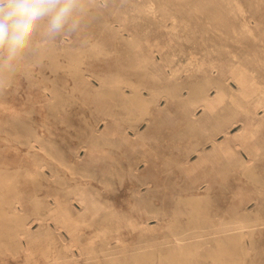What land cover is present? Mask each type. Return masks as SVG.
Masks as SVG:
<instances>
[{
	"label": "rangeland",
	"instance_id": "obj_1",
	"mask_svg": "<svg viewBox=\"0 0 264 264\" xmlns=\"http://www.w3.org/2000/svg\"><path fill=\"white\" fill-rule=\"evenodd\" d=\"M86 3L77 31L49 35L42 26L22 55L9 61L0 54V193L23 201L21 221L11 212L0 218V264H171L167 255L177 241L189 262L212 264L216 237L227 232L234 235V264H264V122L247 128L261 146L260 173L246 175L216 148L227 136L234 140L252 116L264 114V103L256 102L264 100V0ZM67 54L83 55L85 62L75 67ZM241 69L252 88L259 86L254 99H228L203 114L199 103L180 106L168 92L172 85L203 84L207 76L238 88L234 75ZM134 85L145 95L152 87V108L160 103L161 113H140L126 101ZM190 110L201 119L196 127L188 123ZM222 127L228 132H218L215 141L206 137ZM187 141L205 147L202 156L190 154L197 161L192 171L183 168L179 154ZM83 188L100 200L98 212L84 211ZM195 195L200 205L190 201ZM64 209L69 217L59 220ZM229 209L253 221L228 225ZM50 211L53 217L36 219Z\"/></svg>",
	"mask_w": 264,
	"mask_h": 264
},
{
	"label": "bare ground",
	"instance_id": "obj_2",
	"mask_svg": "<svg viewBox=\"0 0 264 264\" xmlns=\"http://www.w3.org/2000/svg\"><path fill=\"white\" fill-rule=\"evenodd\" d=\"M90 2V1H89ZM249 17V16H248ZM244 18V17H243ZM258 20V19H257ZM225 21V20H224ZM238 22V21H237ZM261 22V21H260ZM233 23V22H232ZM100 24V23H99ZM102 24V23H101ZM225 24V23H224ZM236 24H238V23H235V25ZM264 24V23H263ZM222 25V24H221ZM225 25H227V24H225ZM224 25V26H225ZM237 26H239V24L237 25ZM231 27H234V25L233 26H231ZM113 28V27H112ZM238 29L240 28V27H237ZM241 28H242V26H241ZM262 29V28H261ZM244 30H246V29H244ZM239 31V30H238ZM241 31H243V30H241ZM224 32V31H223ZM226 32H224V34H225ZM259 33V32H258ZM240 34V33H239ZM262 36V35H261ZM124 37V36H123ZM261 38V37H260ZM224 39H226V38H224ZM263 39V38H262ZM217 40V39H216ZM224 41V40H223ZM241 41V40H240ZM259 41V40H258ZM84 42V41H83ZM97 43V42H96ZM132 43V42H131ZM259 43V42H258ZM37 44V43H36ZM44 44V43H43ZM54 44V43H53ZM260 44V43H259ZM55 45V44H54ZM67 45H71V44H68L67 43ZM258 45V44H257ZM263 45V44H262ZM53 46V45H52ZM63 46V45H62ZM51 47V46H50ZM59 47V46H58ZM57 47V48H58ZM70 47H72V46H70ZM135 47V46H134ZM55 48H56V46H55ZM66 48V47H65ZM68 48H69V46H68ZM68 48H66V49H68ZM80 48V47H79ZM83 48V47H82ZM91 48V47H90ZM259 48V47H258ZM65 49V50H66ZM72 49V48H71ZM77 49V48H76ZM44 49H42V51H43ZM48 50H49V48H48ZM51 50V49H50ZM54 50V49H53ZM57 50V49H56ZM74 50V49H73ZM239 50H240V48H239ZM250 50V49H249ZM260 50V49H259ZM258 50V51H259ZM41 51V50H40ZM39 51V52H40ZM46 52H49V51H47V50H45ZM45 51H43V52H45ZM63 51V50H62ZM255 51H257V50H255ZM38 52V51H37ZM54 52V51H53ZM58 52V51H57ZM56 52V53H57ZM70 51H68V53H69ZM89 52V51H88ZM113 52H114V50H113ZM241 52V51H240ZM249 52V51H248ZM252 52V51H251ZM261 52V51H260ZM42 53V52H41ZM50 53V52H49ZM55 53V52H54ZM66 53V52H65ZM250 53V52H249ZM28 54V53H27ZM35 54V53H34ZM37 54V53H36ZM36 54H35V56H36ZM43 55L45 54V53H42ZM51 54V53H50ZM61 54V53H60ZM64 54V53H63ZM72 54H74V53H72ZM71 54V56L70 55H68V56H70L69 57V63L70 64H73L75 67H76V64H78V63H80V62H82L84 59L83 58H85L83 55L82 56H78V57H75V56H73ZM260 54V53H259ZM20 55H22V54H20ZM25 55V54H24ZM23 55V56H24ZM39 55H40V53H39ZM39 55L37 56V58H39ZM46 55V54H45ZM54 55V54H53ZM76 55V54H75ZM87 55V54H86ZM96 55V54H95ZM238 55V54H237ZM2 56V55H1ZM27 56H30V55H27ZM34 56V55H33ZM62 56H64V55H62ZM68 56H67V58H68ZM240 56V55H239ZM264 56V55H263ZM3 57V56H2ZM24 57H26V56H24ZM31 57V56H30ZM65 57V56H64ZM262 57V56H261ZM49 58L51 59L52 58V56L50 57L49 56ZM58 58V57H57ZM66 58V57H65ZM243 58H245V57H243ZM255 58V57H254ZM3 59V61H5L4 60V58H2ZM26 59V58H25ZM28 59V58H27ZM31 59V58H30ZM32 59H34V58H32ZM53 59H55L54 58V56H53ZM86 59V58H85ZM221 59H222V57H221ZM224 59V58H223ZM232 59V58H231ZM242 59V58H241ZM249 59V58H248ZM17 60V59H16ZM29 60V59H28ZM42 60V59H41ZM59 60H60V58H59ZM62 60V59H61ZM233 60V59H232ZM245 60V59H244ZM243 60V61H244ZM252 60H253V58H252ZM252 60H251V62H252ZM258 60V59H257ZM22 61V60H21ZM31 60H29V61H27V62H30ZM36 61V60H35ZM38 61V60H37ZM51 61V60H50ZM53 62H54V60H52ZM55 61H56V59H55ZM67 61V60H66ZM6 62H8L7 60H6ZM16 62V61H15ZM23 62V61H22ZM32 62V61H31ZM38 62H40V61H38ZM58 62H60V61H58ZM64 62V61H63ZM84 62H85V60H84ZM83 62V63H84ZM240 62V61H239ZM245 62H247V61H245ZM254 62H255V59H254ZM253 62V63H254ZM18 63H20V62H18ZM17 63V64H18ZM26 62H24V64H25ZM37 63V62H36ZM57 63V62H56ZM65 63V62H64ZM67 63V62H66ZM68 63V64H69ZM236 63V62H235ZM1 64V63H0ZM3 64V63H2ZM7 64V63H6ZM9 64V63H8ZM60 64V63H59ZM260 64V63H259ZM9 65H13V63L11 64H9ZM22 65V64H21ZM58 65V64H57ZM62 65V64H61ZM254 65V64H253ZM257 65V64H256ZM7 66V65H6ZM51 66H53L52 64H51ZM67 66H70V65H67ZM66 66V67H67ZM72 66V65H71ZM252 66V65H251ZM255 66V65H254ZM260 66V65H259ZM258 66V67H259ZM10 67V66H9ZM8 67V68H9ZM54 67H57L56 66V64H55V66ZM64 67V65H62V68ZM77 67H79V66H77ZM244 67H245V65H244ZM250 67V66H249ZM257 67V66H256ZM261 67V66H260ZM2 68V67H1ZM4 68H6V67H4ZM25 68V67H24ZM58 68V67H57ZM27 69V68H26ZM29 69V68H28ZM27 69V70H28ZM53 69V68H52ZM250 69H252V68H250ZM254 69V68H253ZM258 69V68H257ZM79 70V69H78ZM264 70V69H263ZM2 71H4V70H2ZM75 71V70H74ZM76 71H77V69H76ZM259 69H258V72L257 73H259ZM262 71V70H261ZM7 72V71H6ZM29 72V71H28ZM27 72V73H28ZM32 72V71H31ZM69 72V71H68ZM71 72H72V68H71ZM83 72V71H82ZM263 72V71H262ZM0 73H5V71L4 72H1L0 71ZM9 73V72H8ZM11 73H13V72H11ZM16 73V72H15ZM40 73V72H39ZM73 73V72H72ZM79 73V72H78ZM261 73V72H260ZM259 73V74H260ZM31 74V73H30ZM29 74V75H30ZM45 74V73H44ZM77 74V73H76ZM75 74V75H76ZM7 75V74H6ZM16 75V74H15ZM14 75V76H15ZM17 75H19L18 77H20V74H17ZM16 75V76H17ZM26 75V74H25ZM38 75V74H37ZM58 75V74H57ZM258 75V74H257ZM257 75L256 76H254V77H257ZM264 75V74H263ZM11 77H12V75H11ZM47 77H48V75H47ZM56 77V76H55ZM5 78L6 77H4V80H5ZM31 78V77H30ZM41 78H42V76H41ZM3 79V78H2ZM7 79H8V77H7ZM7 79H6V81H7ZM14 79V78H13ZM12 79V80H13ZM49 79V78H48ZM53 79V78H52ZM234 79H235V81L237 82V84H238V88H235V86L231 83V82H228L226 79H224L223 77H210V76H207L206 77V79H205V82L203 83V84H197V83H194V82H192V83H190V84H188V85H179V86H176V85H172V86H169L168 87V92H170L172 95H173V97H175L178 101H179V104H180V106H181V104H182V106L184 105H186V104H188L189 105V103L190 104H194V103H199L202 107H203V109H204V111H203V114H206V113H208V112H211V111H214L220 104H222V103H224V102H227V101H229L228 99H230L232 102H238V100H239V96L240 97H242V98H248L249 100L250 99H254L256 96H254V93H256V90L259 88V86L257 85V84H253V88H255V89H253L252 88V84L249 82V80L247 79V71H245V70H239V72H238V74L237 75H234ZM9 80V79H8ZM88 80V79H87ZM5 81V82H6ZM189 82V81H188ZM2 83V82H1ZM3 83H4V81H3ZM185 84V83H184ZM209 85V86H208ZM123 86V85H122ZM142 86V85H141ZM210 86H214L215 87V93H212L211 91H210ZM187 88V90H188V93L187 94H184V88ZM147 88V87H146ZM147 89H149V88H147ZM151 89H152V87H151ZM149 90V95H145V93H144V91L142 90V88L140 87V86H138V85H134L133 86V89H132V93L131 94H125V97H126V101L127 102H130V103H132L133 105H135V107L139 110V112L140 113H145V114H147V113H149V114H152V113H154V112H156V113H161V111L163 110H161V107H160V103H157L156 105H155V108H152V98H151V94L153 93L152 92V90ZM156 90V89H155ZM212 90V89H211ZM119 91V90H118ZM126 92V91H125ZM160 92V91H159ZM111 93V92H110ZM236 94H238L237 96H236ZM63 96V95H62ZM254 96V98H252ZM241 99V98H240ZM166 100H167V103H169V97H167L166 98ZM247 100V99H246ZM240 101V100H239ZM60 102V101H59ZM155 101H153V103H154ZM244 102L246 103V101L244 100ZM250 102V101H249ZM256 102L259 104V103H264V100H260V99H256ZM243 103V102H242ZM231 104V103H230ZM132 105V106H133ZM244 105V104H243ZM247 104H245V106H246ZM167 106V105H166ZM234 106V105H233ZM235 107V106H234ZM188 108V107H187ZM167 109V108H166ZM168 110V109H167ZM241 110V109H240ZM134 112V111H133ZM261 112V111H260ZM254 113L255 114H258V110L256 109L255 111H254ZM196 114V112L195 111H192V110H190V116H189V125H190V127H196L197 125H198V122L201 120L200 118H199V116H196L195 115ZM233 115V114H232ZM238 115V114H237ZM236 115V116H237ZM138 116H140V114L138 115ZM166 116V115H165ZM203 116V115H202ZM255 120L254 121H252V122H249V120L248 121H245L244 122V126H243V130L241 131V133H238V135H236V137L234 138V140H231V138H229L228 136L226 137V138H224V139H222L221 141H219L218 143H217V146H216V148L218 149V152H221V153H223L224 155H225V157H226V155H227V157L230 159V162L231 163H233L235 166H237V167H239L240 169H241V171L243 172V173H245L246 175H251V174H253V173H260L262 170L261 169H259V156L261 155V146L259 145V144H257V143H255L254 142V138H253V135L247 130V128L248 127H250L251 125H256V124H258L259 122L260 123H262V122H264V114L262 115V117L261 118H258V116L257 115H255V116H252ZM161 118V117H160ZM231 118H232V116H231V113H227L226 115H225V119L227 120V121H229V120H231ZM137 120V119H136ZM233 120V119H232ZM220 122V121H219ZM236 122V121H235ZM222 123H220L219 125H221ZM241 124V123H240ZM264 124V123H263ZM188 125V126H189ZM101 128V127H100ZM189 129V128H188ZM187 129V130H188ZM198 131V130H197ZM220 131H224V132H228V129L226 128V129H224L223 127L222 128H219V130H217V131H215L214 133H210V134H208L206 137L207 138H209V139H211V140H213V141H215V135L218 133V132H220ZM200 132H202V130L200 131ZM35 133V132H34ZM136 133H138V131H136ZM204 133H206L205 131H204ZM31 135V134H30ZM200 135V134H199ZM224 135V134H223ZM35 136V135H34ZM189 136H190V134H189ZM204 136V137H205ZM154 138V137H153ZM189 138V137H188ZM221 138V137H220ZM32 139V138H31ZM197 139H200V137L199 138H197ZM204 140V139H203ZM30 141V140H29ZM186 142V141H185ZM196 142V141H195ZM201 142H202V140H201ZM204 142H205V140H204ZM203 142V143H204ZM199 143V142H198ZM198 143H194L193 141H187V143L185 144L186 146H187V150H184L185 148H183V149H181L180 150V152H179V154L181 155V157L183 156L184 157V159L182 160V162H183V168L186 170V171H192V170H194L195 168H196V166H197V161L195 162V161H191V153L192 152H196V153H198L199 154V156H202L203 154V152L205 151V147H200L199 145H197ZM28 144V143H27ZM184 144V143H183ZM56 145V144H55ZM207 145V144H206ZM205 145V146H206ZM238 146L239 147H241V149H239L238 148ZM182 148V147H181ZM206 149H207V147H206ZM216 150V149H215ZM242 150H244V152L246 153V155H244V153L242 152ZM46 152H49V151H46ZM141 155V154H140ZM146 155L147 154H144V157H146ZM52 156V155H51ZM64 159V158H63ZM147 161H148V158H145ZM152 159V158H151ZM264 159V158H263ZM145 160V161H146ZM41 161V160H40ZM229 161V160H228ZM226 163V162H225ZM263 163V162H262ZM74 165V164H73ZM149 165V164H148ZM136 168V167H135ZM137 169V168H136ZM238 169V168H237ZM236 170V169H235ZM209 171V170H208ZM237 171V170H236ZM84 172V171H83ZM168 172V171H167ZM42 173V172H41ZM57 173V172H56ZM200 173V172H199ZM196 174V173H195ZM237 175H239V174H237ZM4 177V176H3ZM57 177V176H56ZM83 177V176H82ZM85 177V176H84ZM246 177V176H245ZM12 178V177H11ZM58 178H60V177H58ZM255 178V177H254ZM232 179V178H231ZM36 180V179H35ZM65 180V179H64ZM233 181H234V178L232 179ZM259 180V179H258ZM5 180H3V182H4ZM18 181H19V179H18ZM66 181V180H65ZM36 182V181H35ZM147 182V181H146ZM149 182V181H148ZM145 183V182H144ZM78 184H80L79 182H78ZM213 184V183H212ZM77 185V184H76ZM81 185V184H80ZM83 185H85V184H83ZM83 185H81V186H83ZM230 185V184H229ZM7 186V185H6ZM14 186V185H13ZM178 186V185H177ZM231 186V185H230ZM39 187V186H38ZM64 187V186H63ZM77 187V186H76ZM75 187V188H76ZM214 187V186H213ZM213 187H211V188H213ZM9 187H7V189H8ZM218 188V187H217ZM228 188V187H227ZM230 188H232V187H230ZM219 189V188H218ZM226 189V188H225ZM78 190V189H77ZM228 190H230V189H228ZM231 190H233V189H231ZM251 190V189H250ZM2 191V190H1ZM9 191H11V190H9ZM13 191V190H12ZM99 191V190H98ZM247 191V190H246ZM5 192V191H4ZM18 192V191H17ZM20 192V191H19ZM18 192V193H19ZM77 192V191H76ZM230 192V191H229ZM11 193V192H10ZM16 193V192H15ZM215 193V192H214ZM7 194H8V192H7ZM78 194H79V196H80V201L82 202V203H84L83 204V209H84V211L85 212H88V211H91L92 213H96V212H98V210H99V206L97 205L98 204V201H100L98 198H94V197H90L89 195H88V193L84 190V188L82 189V190H80L79 192H78ZM94 194V193H93ZM207 194V193H206ZM205 194V195H206ZM3 194L2 193H0V218L2 217L3 218V216L4 215H8V213H12V215H13V217H14V219L16 220V221H21L23 218V216H22V213L20 212V210L22 209V207H23V201H22V199H20L16 194H13V196L12 197H3L2 196ZM197 195V194H196ZM195 195V196H196ZM233 195V194H232ZM7 196V195H6ZM192 197L191 199H190V201H192V202H194V203H198V202H200L201 201V199H200V196L198 195V196H196V197ZM210 196V195H209ZM36 197V196H35ZM110 197H112V196H110ZM189 197H191V196H189ZM213 196H211V198H212ZM119 198V197H118ZM188 198V197H187ZM203 198V197H202ZM34 199V198H33ZM37 199V198H36ZM113 199V198H112ZM182 199V198H181ZM32 200V199H31ZM35 200V199H34ZM115 200V199H114ZM151 200V199H150ZM40 201V200H39ZM39 201H37V202H35L36 203V205H39L38 204V202ZM116 201V200H115ZM206 201V200H205ZM114 203V202H113ZM118 203V202H117ZM5 204H8L7 206H8V208H7V206L5 205ZM116 204V203H115ZM195 204V205H196ZM198 205H200L199 203H198ZM19 206H21V207H19ZM51 206V205H50ZM108 207V206H107ZM116 207H118V206H116ZM221 207H222V205H221ZM159 210V209H158ZM163 210V209H162ZM180 210V209H179ZM179 210H177V211H179ZM205 210V209H204ZM203 211V210H202ZM243 211V210H242ZM254 211V210H253ZM26 212V211H25ZM29 212V211H28ZM34 212V211H33ZM111 212V211H110ZM255 212V211H254ZM227 216H225V218H224V221H225V223L226 224H228V225H230V224H232L233 222H235L236 220H239V221H244V220H251V221H253L252 220V218H251V216H249V215H247V214H244V213H242V215H240L238 218H236V214H235V212L233 211V210H231V209H229L228 211H227ZM70 214V213H69ZM159 214V213H158ZM240 214V213H239ZM192 215V214H191ZM135 216V215H134ZM198 216V215H197ZM11 217V216H10ZM48 217H53V212L52 211H50V212H48V214H41V215H37V217H36V219L37 218H39V219H41V220H43V219H46V218H48ZM55 217V216H54ZM57 217V216H56ZM68 211H66L65 209L63 210V211H61V212H59V215H58V219L59 220H66V219H68ZM103 217V216H102ZM196 217V216H195ZM27 218V217H26ZM205 218V217H204ZM259 218V217H258ZM6 219V218H5ZM9 219V218H8ZM32 219V218H31ZM188 219V218H187ZM11 220V219H10ZM212 221H213V219H211ZM2 221V220H1ZM9 222V221H8ZM30 222V221H29ZM39 222V221H38ZM20 223V222H19ZM28 223V222H27ZM27 223L25 222V225H27ZM237 223V222H236ZM182 224V223H181ZM216 224V223H215ZM235 224V223H234ZM19 225V224H18ZM24 225V224H23ZM184 225V224H183ZM13 226V225H12ZM168 226V225H167ZM169 226H170V224H169ZM181 226V225H180ZM196 226V225H195ZM232 226V225H231ZM16 227H18V226H16ZM74 227H76L77 228V226H74ZM74 227H73V229H74ZM97 227V226H96ZM174 227V226H173ZM179 227V226H178ZM177 227V228H178ZM13 228V227H12ZM172 228V227H171ZM170 228V229H171ZM175 228V227H174ZM182 228V227H181ZM231 227H228V228H225V229H230ZM246 228V227H245ZM244 228V229H245ZM28 229H29V226H26V228H24V229H21V230H19L18 231V235L19 236H23V235H25L26 233H27V231H28ZM204 229V228H203ZM207 229H208V227H207ZM236 229V228H235ZM94 230V229H93ZM64 231V230H63ZM95 231V230H94ZM185 231H188V230H185ZM182 232V231H181ZM181 232H180V235H182L181 234ZM184 232V231H183ZM195 232V231H194ZM223 232V231H222ZM37 233V232H36ZM61 233H62V231H61ZM186 233V232H185ZM189 233H192V232H189ZM203 233V232H202ZM235 233V232H234ZM174 234V233H173ZM175 234H176V232H175ZM209 234V233H208ZM224 234V233H223ZM252 234V233H251ZM233 234L231 233V232H227V233H225V236H224V239H222V237L220 236H217L216 237V239L218 240V242H219V245H218V254L217 255H214L213 257H214V262L212 263V264H217V262L220 264V263H222V264H234V262H235V258H234V256H233V243H232V239H233ZM241 236V235H240ZM16 237V236H15ZM67 237V236H66ZM175 237V236H174ZM176 237H177V240H181L182 239V237L181 236H179V234H176ZM204 237V236H203ZM207 237H208V235H207ZM215 237V236H214ZM194 238V237H193ZM213 238V237H212ZM184 239V238H183ZM182 239V240H183ZM62 240V239H61ZM190 240V239H189ZM178 243L175 245V243H174V248L173 249H171V251H170V253L167 255V257H168V259L170 260V262H171V264H195V263H192V262H189L187 259H186V257L183 255V252H184V247H183V245H182V243H179V241H177ZM189 242V241H188ZM216 242V241H215ZM105 243V242H104ZM27 244V243H26ZM193 244V243H192ZM195 244V243H194ZM21 246H23L26 250L28 249V246H24V245H21ZM120 247V246H119ZM114 249H115V247H114ZM138 249V248H137ZM155 249V248H154ZM104 250V249H103ZM106 250V249H105ZM13 251V250H12ZM107 251V250H106ZM78 252V251H77ZM99 252V251H98ZM147 253V252H146ZM168 253V252H167ZM166 253V254H167ZM135 254V253H134ZM133 254V255H134ZM143 254V253H142ZM147 254H149V253H147ZM153 254V253H152ZM112 255V254H111ZM114 255V254H113ZM77 256H79L78 254H77ZM104 256V255H103ZM115 256V255H114ZM138 257H139V255H137ZM144 256H145V254H144ZM160 256V255H159ZM163 256H164V254H163ZM217 256V257H216ZM106 257V256H105ZM143 257V256H142ZM149 257V256H148ZM193 257V256H192ZM100 258V257H99ZM108 258V257H107ZM111 258V257H110ZM211 258V257H210ZM209 258V259H210ZM101 259V258H100ZM103 259V258H102ZM114 259V258H113ZM135 259V258H134ZM136 259H138L137 257H136ZM140 259V258H139ZM160 259V258H159ZM166 259V258H165ZM115 260V259H114ZM162 261V260H161ZM89 262V261H88ZM108 263V262H107ZM112 263V262H111ZM122 263V262H121ZM209 263V262H208ZM207 263V264H208ZM30 264H39V262H36V263H30ZM85 264V263H84ZM115 264V263H114ZM133 264V263H132ZM140 264V263H139Z\"/></svg>",
	"mask_w": 264,
	"mask_h": 264
},
{
	"label": "clouds",
	"instance_id": "obj_3",
	"mask_svg": "<svg viewBox=\"0 0 264 264\" xmlns=\"http://www.w3.org/2000/svg\"><path fill=\"white\" fill-rule=\"evenodd\" d=\"M87 12L86 0H0V54L14 59L42 26L49 35L75 32Z\"/></svg>",
	"mask_w": 264,
	"mask_h": 264
}]
</instances>
